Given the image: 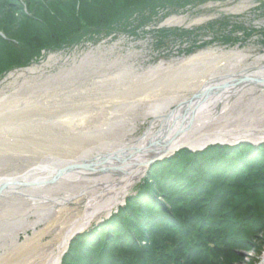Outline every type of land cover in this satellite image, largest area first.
<instances>
[{
    "label": "bare ground",
    "instance_id": "1",
    "mask_svg": "<svg viewBox=\"0 0 264 264\" xmlns=\"http://www.w3.org/2000/svg\"><path fill=\"white\" fill-rule=\"evenodd\" d=\"M246 7V2H241L225 11L242 13ZM185 20L173 16L165 24L183 25ZM203 22L201 18L187 26ZM211 47L146 69L130 65L131 54L119 55L111 63L102 64L106 69H95L93 73L101 76L91 85L67 87L65 83L62 88L36 90L62 77L65 81L71 73L82 79L88 73L85 65L92 62V51L74 57L69 68L53 75L36 76L40 69L33 67L3 79L0 187L8 184L0 191V258L10 260L9 264H25L26 257H12L28 246L40 247V235L45 232L37 231L38 224L57 214L56 209L69 210L70 202L85 200L79 221L68 227L58 247L41 249L37 264H56L67 236L86 228L95 214H108L142 178V165L149 159L184 144L196 149L220 141L219 133L242 131V135L230 137L243 140L257 135L250 129H264V123L258 122L264 116V99L258 101L264 97V54L251 56L239 48L226 51ZM245 97L251 103L247 105L248 120L254 123L226 130L227 121L245 112ZM149 118L147 129L133 136ZM206 133L216 135L201 136ZM15 162L27 166L16 173L4 171L5 165ZM81 164L93 170L67 169L49 186L57 171ZM29 215L35 220L30 221ZM20 234L25 236L23 241H19Z\"/></svg>",
    "mask_w": 264,
    "mask_h": 264
},
{
    "label": "trees",
    "instance_id": "2",
    "mask_svg": "<svg viewBox=\"0 0 264 264\" xmlns=\"http://www.w3.org/2000/svg\"><path fill=\"white\" fill-rule=\"evenodd\" d=\"M191 3L0 0V79L51 53L115 34L140 36L165 10L178 13ZM153 32L171 41L181 37L178 30ZM131 193L108 219L75 236L60 264L259 263L264 251V143L180 150L154 163Z\"/></svg>",
    "mask_w": 264,
    "mask_h": 264
},
{
    "label": "rangeland",
    "instance_id": "3",
    "mask_svg": "<svg viewBox=\"0 0 264 264\" xmlns=\"http://www.w3.org/2000/svg\"><path fill=\"white\" fill-rule=\"evenodd\" d=\"M200 2H202V0H192V6L186 7L184 11H180L178 13H172L165 10L162 18L160 16L159 20L151 21L145 25V27H143V32L140 33L141 35L139 34L140 36L129 37L126 35L115 34L101 38L91 44L89 42L84 43L83 45L72 50L45 55V58L38 64H32L30 67H28L40 69L39 72L36 73V76L42 73L52 75L56 74L61 69L69 68L71 66L72 59H75L74 57H78L82 53L92 51V62L90 61V63L85 65V68L83 67L85 69L84 71L88 70V73L83 74L84 77L87 78L88 74H90V77L84 81L82 80L85 79L83 76L82 79H80V77L75 73H71L66 76L65 81H63L64 77H62L51 81L50 83L46 84L45 87L44 85L37 86L36 90H52L55 87L62 88L65 83L69 84L67 87H71V85H91L93 84V81H96L95 79L101 76V73L99 72L93 73L94 71L98 70L95 69L98 67L106 69L107 67L103 66L102 64L111 63L115 58L119 57V55L126 57L127 55L131 54L132 56L129 57L128 63L132 66L146 69L148 67L155 66L159 62L168 63L175 59H181L184 57L187 58L188 56L194 55L200 51H205L211 46V48H221L226 51L239 48V50H245L251 54V56L264 54V0H205L202 5H199ZM241 2H246L247 5L246 9L242 13H232L225 11L228 8L235 7ZM194 5L195 7H193ZM173 16L184 17L186 19L185 23L183 25L175 26L165 24L166 20ZM201 18L204 19L203 23L195 25L192 24L190 27L187 26L189 22L196 21ZM170 29L178 30L179 33L177 34L181 36L180 39L171 41L170 38H167L168 36H157L154 35L153 32L157 30L169 31ZM185 32L188 34L183 35ZM186 51L189 52V55L187 56L185 55ZM50 57L51 59L49 60ZM23 70H15L10 73H16ZM91 72L93 74H91ZM112 72H115V70H112ZM9 74H6L4 78H1L0 82ZM95 74L99 75L94 76ZM28 75L29 74H27V76ZM105 75L106 74H103L102 76ZM22 81L23 79H19L20 83ZM247 98L245 97L243 99V102L246 106L244 107L245 110H243L245 112L238 113L241 114L240 117H233V120L231 121L226 120L227 123L224 126L225 128L228 127L226 130H234L238 126H243L247 123H254L253 121L249 122L248 120L249 111L247 105H250L251 103L249 102L250 100H247ZM263 99L264 97L262 96L258 101L260 102ZM234 101L235 98H232V104H234ZM174 108L175 106L171 107V109ZM149 121L150 118L141 124L139 128L133 133V136L141 135L150 125ZM260 121L261 123H264V116L263 119H258V122ZM258 137L259 136L257 135H255V137H245V140L254 143L257 141ZM16 164L17 162L5 165L6 167H4V171L16 173L27 166L25 163H20L19 165ZM144 176L145 174L143 173L142 178ZM51 185L53 184H49V186ZM132 189L133 187L128 189L124 197H121L120 201L111 208L110 212L114 211L117 206H121L124 203L125 198L132 194ZM59 193L61 195L65 194L63 191H59ZM70 194H73V192L71 191ZM1 202L2 201H0V203ZM85 203V200H80L79 202L73 201L68 205L69 210L56 209L58 212L57 214L49 215L47 220H43L36 227L37 231L42 229L45 232L44 234L42 233L40 235V247L35 245L28 246L26 249H24V251L14 254L12 260H22V258L26 257L25 264L39 263L41 249L50 248L53 250L55 247H58L68 227H70L74 222L77 223L79 221L81 216L79 211L81 210L82 212V210L85 208ZM17 212L18 211L16 210L15 214H18ZM105 217H107V214L104 212L95 214L86 228H88L92 223ZM29 220L34 221L35 216L29 215ZM86 228H82L81 231ZM76 232H79V230ZM27 233L29 235L32 234L30 229H28ZM24 237L25 236L23 234H20L19 241H23ZM2 253L3 251H1V254ZM247 255L254 256L255 253L249 251L247 252ZM32 259L33 261L31 262L30 260ZM9 261L10 260L7 261L6 259L0 258V264H9ZM247 262L248 261L246 260L245 263ZM21 263L23 264V261ZM260 264H262L261 260Z\"/></svg>",
    "mask_w": 264,
    "mask_h": 264
},
{
    "label": "water",
    "instance_id": "4",
    "mask_svg": "<svg viewBox=\"0 0 264 264\" xmlns=\"http://www.w3.org/2000/svg\"><path fill=\"white\" fill-rule=\"evenodd\" d=\"M255 82L256 83H261L259 81H255ZM221 88H226V86H223ZM215 90H218V88H216ZM249 131L252 132V133H256L257 136L259 135V140L257 142L264 141V129L256 128V129H250ZM244 132H245V130H244ZM177 134L178 133H176L174 135V137H176ZM242 134H243L242 131H238L236 134H230V135L229 134H226V133H219V134H217L218 135L217 138H222L220 141L217 140V141H213V142H207L203 146L197 147L196 149L190 148V146L188 144H184V145L178 147L177 149L176 148L175 149H171L170 151H166L163 154H159L158 156H155V157L149 159L147 162L143 163L142 166L144 167V173H146V171L148 170L149 166L152 165L153 163H155L156 161H158L160 159H164L165 157H168V156H172L175 152H177L179 150H182V149H187V150H189L191 152H194V151H201V150L205 149L209 145H215V144H220V145H233V144L241 143V142H249V141H247L245 139L238 140V139H236L237 137H230L232 135L239 136V135H242ZM213 135H216V134H214V133H211V134L206 133V134H203L201 136L204 137V138H207V137H212ZM231 139H236V141H230ZM152 145H154V144H152ZM67 169H71V170L72 169H82V170H85V171H92L93 170L92 169V166L90 167L87 164H81L79 166H69V167H66L63 170L57 171L56 174H55V176H53V178L49 181V184H54L58 180V178L63 173H65V171H67ZM115 170H117V169H115ZM7 184L8 183L2 184V186L0 187V191L2 189H4L7 186ZM73 234H74V232L70 233L69 236H68V238L66 239V244H65L64 248L60 251L59 256H58V260H57V263L56 264H60L61 258L64 255V253L66 252V250L68 249V246H69V243H70V241L72 239Z\"/></svg>",
    "mask_w": 264,
    "mask_h": 264
}]
</instances>
